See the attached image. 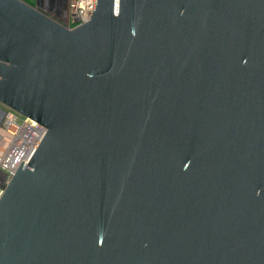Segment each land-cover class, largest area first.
I'll use <instances>...</instances> for the list:
<instances>
[{
  "label": "water",
  "instance_id": "95a60500",
  "mask_svg": "<svg viewBox=\"0 0 264 264\" xmlns=\"http://www.w3.org/2000/svg\"><path fill=\"white\" fill-rule=\"evenodd\" d=\"M6 109L46 135L0 264H264V0H0Z\"/></svg>",
  "mask_w": 264,
  "mask_h": 264
},
{
  "label": "built area",
  "instance_id": "2783aa9c",
  "mask_svg": "<svg viewBox=\"0 0 264 264\" xmlns=\"http://www.w3.org/2000/svg\"><path fill=\"white\" fill-rule=\"evenodd\" d=\"M48 12L72 29L87 23L92 16L93 0H24ZM46 135V130L31 119L6 109L0 126V198L22 163H28Z\"/></svg>",
  "mask_w": 264,
  "mask_h": 264
},
{
  "label": "rangeland",
  "instance_id": "374dc122",
  "mask_svg": "<svg viewBox=\"0 0 264 264\" xmlns=\"http://www.w3.org/2000/svg\"><path fill=\"white\" fill-rule=\"evenodd\" d=\"M41 10V9H40ZM42 12H44L45 14H47L48 16H51L52 17V15H50L48 12H45L44 10H41ZM53 18V17H52Z\"/></svg>",
  "mask_w": 264,
  "mask_h": 264
}]
</instances>
